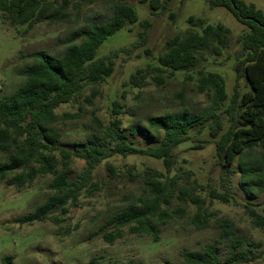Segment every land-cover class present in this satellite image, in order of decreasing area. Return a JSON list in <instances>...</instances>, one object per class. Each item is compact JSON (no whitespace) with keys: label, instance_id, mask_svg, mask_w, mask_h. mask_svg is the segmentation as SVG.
I'll use <instances>...</instances> for the list:
<instances>
[{"label":"trees","instance_id":"trees-1","mask_svg":"<svg viewBox=\"0 0 264 264\" xmlns=\"http://www.w3.org/2000/svg\"><path fill=\"white\" fill-rule=\"evenodd\" d=\"M95 0H0L2 18L12 26L30 27L36 20L48 19L50 24L67 20V9L78 10ZM171 0H138L147 3L151 12L164 11ZM211 7H223L240 24L244 32L236 41L238 49L234 56V84L231 95L227 94L224 78L205 68L210 58L221 56L230 45V31L221 23L207 24L202 18L188 17L189 28L180 35L165 41L164 52L157 57L146 45L147 19L140 21V31L134 43L119 48L108 55L96 58L98 47L126 24L137 21L135 10L125 1L113 5L112 15L101 23L92 24L87 30L73 32L67 40L63 53L53 57L45 50L29 54L31 66L17 71L23 80L9 94L0 96V154L6 161L0 162V182L7 187L27 188L40 176H50L46 188L49 192L44 202L33 212L16 220L19 224L49 221L58 224L60 219L52 214L65 215L69 207L83 195L91 196L99 185L93 182L94 171L104 160L115 155L142 156L162 162L166 176L151 170L142 175L146 188L143 196L110 217L108 225L113 231L102 235L107 244L123 236L122 228L130 234H144L157 241L156 227L165 225L172 218L163 206L170 203L173 186L180 176L173 171L176 163L175 148L188 143L192 135L207 132L214 139L212 169L218 170V190L209 191V197L223 204L229 203L234 195L233 176L239 175L241 185L253 193L254 185L264 187V14L243 0H206ZM79 40V42H75ZM152 63L138 68L122 83V87L142 89L148 78L156 85L163 77L175 73L195 74V87L199 94L209 100L208 111L200 118L189 114L165 112L148 120V127L135 129L152 145H142L141 140H129L121 131V121L115 116L122 113L123 105L118 100L110 104V121L107 125L93 117V124L101 132L100 137H85L84 142L75 143L72 151L61 146L62 133L55 128L63 116L55 110L59 105L69 104L88 86L101 85L110 77L116 60L122 56L126 61L136 49ZM186 78L191 79L190 75ZM97 92L92 91L86 99L91 104ZM120 99H125L122 91ZM225 116V121L221 118ZM208 123L205 125V123ZM226 125V128L224 126ZM135 137V134L132 133ZM201 148V145L192 147ZM256 150L255 156L241 165L242 158ZM84 162L76 178H70L71 159ZM237 160L240 169L233 168ZM113 173V168L108 167ZM179 200H187L195 206L192 224L202 230L208 227L205 202L190 197L181 191ZM187 198V199H186ZM264 202L246 204L247 215L256 228L264 229ZM262 207L261 212L254 208ZM177 211L173 214H176ZM240 242H234V250ZM181 264H243L258 259L256 255L232 251L224 262L216 254L212 243H205L200 251L184 250L179 253ZM14 258L4 255L0 264H14ZM89 264H95L90 260ZM122 264H135L131 261Z\"/></svg>","mask_w":264,"mask_h":264},{"label":"rangeland","instance_id":"rangeland-1","mask_svg":"<svg viewBox=\"0 0 264 264\" xmlns=\"http://www.w3.org/2000/svg\"><path fill=\"white\" fill-rule=\"evenodd\" d=\"M123 1L135 10L137 21L126 24L108 37L98 47L96 58L134 43L140 31L139 23L144 19L148 20L149 27L143 48L149 49L155 57L164 52L167 39L183 34L189 28L186 22L188 17L202 18L207 24L221 23L230 31L229 48L202 66L220 74L224 78L227 94L231 95L235 60L231 55L238 49L237 37L245 30L226 9L211 7L206 0H171L164 11L151 12L147 3H139L138 0H95L78 10L67 9L68 19L52 24L44 17L30 27L12 26L0 13V96L9 94L22 82L23 78L17 71L31 66L32 59L27 57L29 54L45 50L53 57L60 55L73 32H83L92 24L106 21L112 15L113 5ZM243 1L264 14V0ZM143 48L134 50L126 61L119 57L112 75L101 85L88 86L73 102L57 107L55 113L63 116L55 124V128L62 133V147L72 151L73 145L84 142L87 135L100 137L101 132L92 119L96 117L102 125H107L111 119L110 104L113 100L123 105L121 115L115 116L122 123L121 131L129 140H141L145 146L154 143L143 139L135 129L148 127L149 118L165 112L183 113L185 110L200 118L206 115L208 97L197 93L195 74L191 72H178L171 77L165 75L161 85L148 78L142 89L122 87V83L136 69L152 63L143 54ZM187 75L191 79L186 78ZM92 91L97 94L89 104L86 99ZM122 91H125V99H120ZM221 118L225 121L224 115ZM199 144L201 148H192ZM213 154L214 139L207 132L194 134L188 143L175 148L176 163L168 177L178 174L180 178L173 186L169 205L163 206L166 212L172 214V218L165 225L156 227V242L148 235L130 234L127 228H122L123 236L112 244H107L102 235L114 230L107 224L112 215L145 195L142 180L145 170L166 176L159 160L118 155L104 160L95 169L92 179L99 185L98 190L91 196H81L65 215L53 213V217L60 219L56 225L49 221L32 224L16 222L44 202L49 194L46 186L50 176L37 177L29 187L22 189L7 187L0 182V258L10 255L14 258V264H89L92 259L95 264H122L127 261L135 264H181V251H200L205 243H212L221 262L234 251L236 256L253 253L258 257L243 264H264V229L252 224L244 208L248 203L264 202V187L254 185L253 193L249 194L247 187L240 184L239 175L235 174V193L230 202L223 204L210 199L209 191L218 190V170L212 169ZM255 154L256 150L247 153L241 165H246ZM5 161L0 154V162ZM83 165L82 160L71 159V179L76 178ZM109 166L113 168V173L109 171ZM233 168L239 171L237 160ZM181 191L204 200L207 228L198 230L193 226L191 219L195 206L187 198L179 200ZM254 209L262 213L261 206ZM177 211L180 212L173 214ZM234 242L240 244L233 250L231 246Z\"/></svg>","mask_w":264,"mask_h":264}]
</instances>
